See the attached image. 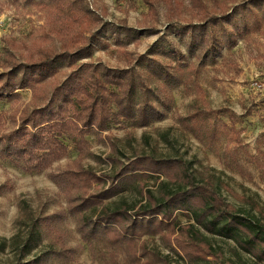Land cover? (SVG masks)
Masks as SVG:
<instances>
[{
    "label": "trees",
    "instance_id": "obj_1",
    "mask_svg": "<svg viewBox=\"0 0 264 264\" xmlns=\"http://www.w3.org/2000/svg\"><path fill=\"white\" fill-rule=\"evenodd\" d=\"M144 2L148 12L142 29L159 38L145 54L123 50L125 66L120 68L95 63V48L107 46L108 33L122 43L121 35L132 41L137 32L126 21L120 26L106 21V14L88 0H39L37 5L45 11L39 29L26 39L2 37L0 104L10 100L11 106L8 112L0 110V157L22 171L42 173L66 158L72 144L77 158L53 174V182L80 218L84 240L96 238L129 254L132 249L136 264H170L148 250L146 236H160L188 264H222L207 234L232 240L264 261V203L238 195L211 166H196L184 157L156 151L122 160L109 135L105 140L111 172L100 175L85 165V159L93 156L88 136L109 134L111 125L148 128L162 121L175 106L174 91L187 82L193 85L196 99L193 111L178 117L182 129L207 146L223 137L234 141L238 144L234 153L228 152L232 158L240 148L243 130L236 129L235 121L220 124L221 117L235 115L210 108L198 78L203 65L233 50L240 40L264 31V0ZM162 20L165 30L159 31L156 25ZM25 90L31 92L29 103H23ZM148 178L156 180L155 190L147 189ZM128 182H138L141 203L131 206L118 201L114 207L104 206ZM223 190L246 209L229 202ZM178 212L190 221L181 223ZM61 217L33 219L25 242L16 235L12 242L20 248V259L14 264L39 263L25 260L41 241V229L62 247L58 256L68 257L70 250L57 234ZM0 240L5 251L9 241Z\"/></svg>",
    "mask_w": 264,
    "mask_h": 264
},
{
    "label": "rangeland",
    "instance_id": "obj_2",
    "mask_svg": "<svg viewBox=\"0 0 264 264\" xmlns=\"http://www.w3.org/2000/svg\"><path fill=\"white\" fill-rule=\"evenodd\" d=\"M38 1L19 0L12 5L8 0H0V46L4 36L26 39L39 29L44 23L45 11L37 5ZM88 1L99 12L106 14V21L117 26L126 21L127 26L137 32L132 41H127L126 36L121 35L122 43L118 42L116 35L108 33L105 37L107 46L98 45L95 48L92 59L95 63L110 68L124 67L123 50L145 54L159 38L157 35H148L142 29L145 23L143 15L148 12L144 0ZM133 5L134 9L131 8ZM165 25L162 20L156 26L159 31H164ZM62 76L63 74L59 75ZM198 82L206 93L210 108L226 111L229 116L235 115L229 119L221 117L220 121L224 122L220 124L228 125L235 121L236 129L243 130L235 158L228 154L229 149L233 152L238 145L234 141L223 137L212 146H207L185 132L178 123L179 116H187L193 111L196 99L193 85L187 82L174 91L175 106L162 121L155 122L148 128L111 125L109 134L88 136L93 156L85 159V165L100 175L111 172L112 167L108 161L110 148L105 140L109 135L118 145L122 160L155 151L163 156L184 157L194 161L196 166L200 163L211 166L238 195L254 197L264 203V31L240 40L233 50L224 51L215 62L203 65ZM21 95L23 103L31 101L29 90L21 91ZM10 106V100H3L0 110L8 112ZM76 158L77 151L70 144L66 158L55 163L51 169L39 173L22 171L11 161L0 157V239L9 241L5 251L0 248V264H14L20 259V248L12 239L19 234L25 242L33 219L56 214L62 216L56 224L57 234L64 239L70 254L68 257L58 256L62 247L56 244L54 236L50 237V234L41 229L42 239L25 261L36 260L39 261L38 264H136L131 257L132 249L129 254L125 248L112 246L96 238L84 240L80 232V218L74 215L66 195L51 178ZM145 185L147 189L155 190L157 183L154 178H148L145 179ZM222 194L238 208L246 209V205L235 196L224 190ZM118 201L131 206L140 204L142 197L138 182L125 183L123 190L110 201H105L104 206L114 207V203ZM88 214L93 215V210ZM176 215L183 224L190 221L181 212ZM207 237L219 254L222 264H264V261L242 251L232 240L209 234ZM143 241L149 251L159 254L170 264H188L160 236H146ZM1 245L0 240V247Z\"/></svg>",
    "mask_w": 264,
    "mask_h": 264
}]
</instances>
